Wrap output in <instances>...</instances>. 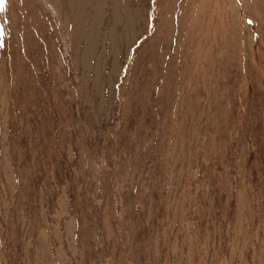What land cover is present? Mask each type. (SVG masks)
I'll use <instances>...</instances> for the list:
<instances>
[{
  "label": "rangeland",
  "instance_id": "1",
  "mask_svg": "<svg viewBox=\"0 0 264 264\" xmlns=\"http://www.w3.org/2000/svg\"><path fill=\"white\" fill-rule=\"evenodd\" d=\"M0 264H264V0H0Z\"/></svg>",
  "mask_w": 264,
  "mask_h": 264
}]
</instances>
